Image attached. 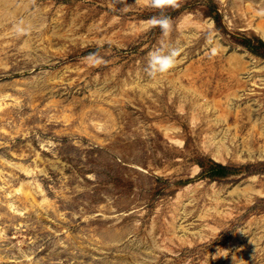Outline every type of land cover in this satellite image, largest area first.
Masks as SVG:
<instances>
[{
	"label": "rangeland",
	"instance_id": "374dc122",
	"mask_svg": "<svg viewBox=\"0 0 264 264\" xmlns=\"http://www.w3.org/2000/svg\"><path fill=\"white\" fill-rule=\"evenodd\" d=\"M0 7V264H264V0H176L169 37L146 0Z\"/></svg>",
	"mask_w": 264,
	"mask_h": 264
},
{
	"label": "clouds",
	"instance_id": "9594fccd",
	"mask_svg": "<svg viewBox=\"0 0 264 264\" xmlns=\"http://www.w3.org/2000/svg\"><path fill=\"white\" fill-rule=\"evenodd\" d=\"M123 2V0H121ZM149 7L161 10L159 15L152 16L145 23L150 28H158L164 37H169L174 30V22L168 16L164 9L176 6V0H146ZM35 3V0H33ZM264 15V11H261ZM12 30L17 38L27 37L31 34L33 27L26 24L23 18L12 24ZM180 55V49L168 43H162L159 47L154 48L148 53L147 65L145 71L155 78L172 70L176 66L177 58ZM85 60L92 66H99L105 63L104 58L100 55L99 50L90 52Z\"/></svg>",
	"mask_w": 264,
	"mask_h": 264
},
{
	"label": "bare ground",
	"instance_id": "6f19581e",
	"mask_svg": "<svg viewBox=\"0 0 264 264\" xmlns=\"http://www.w3.org/2000/svg\"><path fill=\"white\" fill-rule=\"evenodd\" d=\"M0 11H1V7H0ZM0 20H3V21L5 20V22H6V19H4L3 17H0ZM262 36L264 37V31H262ZM214 46L216 47V45H214ZM169 83L171 84V87L173 88L174 87V82L173 81H170ZM230 96L231 95L228 94L227 100H228V98ZM206 101L208 102V100H206ZM207 102H205V103H207ZM213 102H215V101H213ZM216 103H218L219 106H220V104H222V103H219V102H216ZM208 106H209L208 109H210L211 111H213V110L215 111V108L218 109L217 108V105L216 104H213L212 102ZM0 108H1V105H0ZM198 108H199V104H197L195 106L194 111H197ZM231 108H232L231 105H229V103L227 101L226 102V105H225V111H228V113H230ZM220 116L217 119H214V121L215 122L218 121V120L219 121H223L224 118H225V121L228 120V114L220 115ZM255 121H259V120H255ZM255 121L252 124L253 125L252 128H251L252 131L257 127V122H255ZM239 127H240V124H234V125L229 126L228 128H226V131L223 130V132L225 134L224 137H223L224 140L223 139L217 140L218 137L217 138L216 137L211 138V142L215 145V148H214L213 152L211 153L212 154V159L214 161H216L217 163L226 162V159H227V156L226 155L229 154V149H228V146H227V143L228 142L225 139H228L229 138L230 139L229 142H231V143L235 139H237L239 136L236 133H234L231 137H230V133H231V130H233V129H235V132L238 133ZM252 134H253V132L250 131V133L248 134V136L247 137H244L242 139L241 146H243L244 148L240 146V150L242 151V149H247L250 152L251 151L253 152L254 150H259V152H262L263 153L264 152V145L263 144L258 149L254 148V147H256L255 145H257L256 143H258V142L255 141V140H253V137L254 136ZM260 136L264 138V126L261 129ZM256 140H258V137L256 138ZM26 172H29V171L26 170ZM0 176H1V172H0ZM15 192L16 193H21V194H26V192L24 191V188L23 187H19L18 189L15 190ZM27 201L30 202L29 198H27ZM31 206L34 207L35 205L34 204H31Z\"/></svg>",
	"mask_w": 264,
	"mask_h": 264
}]
</instances>
